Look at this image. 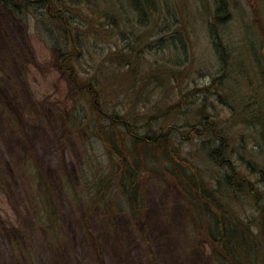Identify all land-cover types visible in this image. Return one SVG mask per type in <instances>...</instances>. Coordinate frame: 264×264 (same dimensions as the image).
<instances>
[{"label": "rangeland", "instance_id": "rangeland-1", "mask_svg": "<svg viewBox=\"0 0 264 264\" xmlns=\"http://www.w3.org/2000/svg\"><path fill=\"white\" fill-rule=\"evenodd\" d=\"M223 2L226 15L213 29L223 45L219 51L226 53L224 64L209 27L217 0H161L149 25L139 23L127 0H90L91 6L73 10L87 53L71 66L81 83L91 77L97 81L109 106L133 111L146 122L154 116L158 124L180 125L185 121L179 112L172 114L175 120L162 119L163 107L188 103L184 117L195 123L206 96L208 114L220 117L232 136L234 159L245 167L253 163V177L260 179L258 201L236 197L231 209L264 243V142L256 126L250 128L231 111L243 112L264 100V0ZM47 27L58 33L55 18L39 5L14 10L0 0V264H221L204 222L193 219L197 208L191 209L173 178L156 177L164 172L160 156L157 174L145 171L143 176L139 219L128 211L116 212V193L103 203L96 202L94 190L88 195V184L101 172L116 180L120 161L95 133V117L85 118L89 105L62 68L58 47L46 41ZM173 31L186 41L188 60L172 65V77L165 73ZM121 55L130 56V67L121 64ZM193 89L203 91L183 103L182 94ZM190 135L181 134V150L199 154L203 171L216 172L217 166L200 153L203 139ZM137 155L147 162L141 150ZM38 172L51 188L60 216L54 243L37 225L32 198Z\"/></svg>", "mask_w": 264, "mask_h": 264}, {"label": "trees", "instance_id": "trees-1", "mask_svg": "<svg viewBox=\"0 0 264 264\" xmlns=\"http://www.w3.org/2000/svg\"><path fill=\"white\" fill-rule=\"evenodd\" d=\"M1 1L14 10L22 4H37L55 18V22L58 25L55 29L58 33L54 29H48L47 27L46 41L54 43L53 46L58 47L62 68L69 73L76 89L81 92L86 104L89 105L85 118L89 121L90 117H95L93 124L95 125V133L103 141L109 154L114 153L113 155L120 161L118 162L120 171L116 180L114 177L109 178V180L108 176L110 174L103 172L92 184L87 179V183H89L88 195H93L94 190V193H98H95L94 197L97 200L96 202L103 203L111 195L115 199L113 193H116L118 195V205H116L118 210L116 212L128 211L134 218L139 219L138 215H142L144 212L143 176L146 174L145 171L150 176L157 174L158 170L155 165H157V157L160 156L164 172L160 173L158 171L159 176L157 174L156 177L162 176L164 178L170 176L173 178L180 186L183 196L191 209L197 208V217L194 218V215H192L193 219L200 224L204 222L209 242L219 248L216 255L217 260L221 264H247V262L254 259L251 264H260V258L264 256V243L260 241L262 238L253 236L250 224L242 220V218H236L235 213L231 209L236 197L238 199L245 197L253 201H258V198H260V179L254 178L253 174L256 171L253 172L250 169L253 163L248 162L249 164H245V167L244 164L242 165L241 162L239 164L234 159V153H232L230 148L232 136L227 134V125L220 122V117L208 114L206 96L203 99L204 104L196 109L200 114L197 115L199 117L195 123H189L184 117L191 107L186 103L187 96L189 97L195 92H202L203 89L201 91L193 89L194 91L189 90L183 93L181 101L186 104L181 107L180 103H175V106L163 107L162 119H166L169 116V118L175 120L172 114L179 112L178 115L182 116L185 121L180 125L174 121H169L167 124L166 122L162 124L159 121L160 124H158L154 116H150L146 122V119H143L137 113H133V111H120L114 106H109L107 97H104L103 91L99 89L100 87L94 78L91 77L88 81L81 83L78 81L76 71L71 66L72 61L75 62L82 56L81 53H87L86 47L81 41V35L77 31V27H79L77 25L78 20H76L77 16L75 17L73 10L82 6H91L90 0ZM127 1L133 12L136 13L141 25H149L156 20L161 0ZM217 2L220 5L217 6L213 15L214 22L209 27L211 28L210 32L213 34V43L216 49L222 51L223 45L220 43L219 35L215 34L213 25H220L219 19H224L226 14H224L225 5L223 0H217ZM81 11L82 9H77L76 13ZM59 24L61 27H59ZM168 28L169 24L166 26L167 31H169ZM167 42L171 47V52L166 58L167 66L170 65V67L168 70L165 69L167 71L165 74L173 77L176 76L174 73L176 69H173V67L185 65L188 60L187 43L182 35L177 34L176 31H173L171 36H168ZM220 51L219 56H221L220 59L222 62L224 61V64L226 53L225 51L223 53ZM124 57L125 55L120 56L122 58L121 64L130 67L132 64L130 56ZM168 62H172V64ZM172 65L174 66L172 67ZM158 75L163 79L160 72ZM168 76L165 77L168 78ZM163 83L164 81H162L161 85H164ZM262 101L256 100V106L251 109H245L243 112L236 111L232 107L231 111L232 116H242L243 122L245 121L250 128L256 126V129H259L261 134V141L264 142V100L262 99ZM131 104L136 103L131 101ZM161 107V103L158 102L157 109ZM155 112L157 114L158 111ZM152 117L154 119H151ZM155 124L159 125H157L158 128L155 131H150V128L156 126ZM78 125L81 127L84 123L82 122ZM140 128H143L146 133L140 131ZM182 133H189L192 138L203 139L200 153L205 159L208 158L212 165L217 166L216 172L208 171V173L203 171L196 160V156H199V154L193 156L191 151L186 154L181 150L177 141L181 140ZM139 150L148 158L146 163H143L144 157H138L137 153ZM30 166L31 170H33L34 165L31 164ZM262 170L263 174L264 169ZM34 181L36 182V192L33 195L32 202L38 215L37 225L45 227L46 232H48V242L54 243L53 238L56 237V230H59L61 224L56 208L57 204L51 194V188L47 186L48 184L43 175L38 172ZM260 213L264 217L263 209ZM261 232L264 235V225L261 226Z\"/></svg>", "mask_w": 264, "mask_h": 264}]
</instances>
